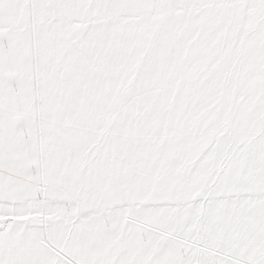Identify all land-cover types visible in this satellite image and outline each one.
I'll return each instance as SVG.
<instances>
[{"label": "snow or ice", "instance_id": "1", "mask_svg": "<svg viewBox=\"0 0 264 264\" xmlns=\"http://www.w3.org/2000/svg\"><path fill=\"white\" fill-rule=\"evenodd\" d=\"M0 264H264V0H0Z\"/></svg>", "mask_w": 264, "mask_h": 264}]
</instances>
